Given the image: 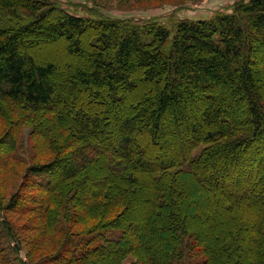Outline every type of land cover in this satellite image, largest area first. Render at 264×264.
Returning <instances> with one entry per match:
<instances>
[{"label":"trees","instance_id":"obj_1","mask_svg":"<svg viewBox=\"0 0 264 264\" xmlns=\"http://www.w3.org/2000/svg\"><path fill=\"white\" fill-rule=\"evenodd\" d=\"M57 9L61 8L55 0H0V99L39 113L76 85L87 90L106 85L113 96L111 101L118 104L120 87L135 89L131 74L135 67L143 68L144 78L157 89L153 104L135 106L133 113L117 116L119 126L115 128L121 139L114 145L104 138L98 143L89 141L88 137L95 136L93 133L105 121L99 115L80 113L76 125L83 133L82 139H76L69 147V136L63 134L55 146L68 149L25 168L19 191L7 199L0 196V239L6 238L10 244V255L2 263L13 264L16 260L18 264H212L213 255L190 226L188 216L193 205L181 206L182 199L175 195H193L189 181L195 180L202 181L213 196L214 184L196 175H202V169L238 160L257 142V152L264 158V0H237L232 13L219 11L207 19H179L172 25L173 34L158 21L99 19L100 44L94 43L93 51L87 54L79 51V40L95 22L59 10L62 16L56 25L49 24V29L55 36L70 41L74 55L68 59L75 66V73L61 80L55 76L62 66L54 60H38L24 40L27 34L43 30ZM165 75L168 77L161 84L157 78ZM242 99L248 105L246 131L237 127L230 110ZM144 126H149L151 146L159 145L169 129L183 141L188 137L194 140L180 159L161 165L146 159L147 153L136 151L135 133ZM71 133L77 134L74 130ZM6 139L11 141L13 137L8 134ZM160 157L156 154L155 160ZM100 163L109 169L112 178L95 197L97 201L79 207L83 202L78 189L98 182L92 179L95 176L90 165ZM147 176L152 178L155 190L150 185L152 188L146 194L154 204L145 212L151 214L156 224L160 220L154 228L158 234L150 228L153 237L144 231L135 236L133 230L138 228L130 220L123 223L136 204L131 196L141 195L142 189L147 188ZM76 180L86 185L67 187L59 208L52 206L59 189ZM238 182L240 185L241 180ZM226 194L232 193L229 190ZM20 205L23 209L18 208ZM221 205L223 211L235 212L233 222L240 214L256 210L249 199L226 200ZM15 210L36 216L45 214L44 225L31 227L42 230L44 235L60 234L58 249L35 261L25 249L21 228L5 214ZM172 212L176 213L170 216ZM79 222L91 226L75 230ZM261 233L262 238L264 231ZM232 236V232L228 239L218 235L213 242L219 246V256L227 253V257L230 253L240 263L236 254L242 240L235 242ZM130 239L135 244L128 246ZM259 248L263 250L264 264V245L261 243ZM128 258L132 260L128 262Z\"/></svg>","mask_w":264,"mask_h":264},{"label":"rangeland","instance_id":"obj_2","mask_svg":"<svg viewBox=\"0 0 264 264\" xmlns=\"http://www.w3.org/2000/svg\"><path fill=\"white\" fill-rule=\"evenodd\" d=\"M55 1L61 9H57V11L49 17L50 22L48 21L49 23L44 25L45 27L43 30L35 35L28 36L29 34H27L24 40L26 41V46L29 47L31 53L34 54L38 60L43 62L46 60H54L58 65L62 66L63 69L58 70L55 76L61 80L75 73L74 61L68 59V57H73L72 55H74L71 50L70 41L64 36H59L57 34L55 36L54 32L49 29V24L56 25L57 21L62 16L61 12H63V14L68 13L95 22L91 23V25H93L92 28L84 35L80 36L79 51H82V54H87L93 51L94 43L100 44V42L97 41L101 34L100 30L97 28L99 19H122L140 23L158 21L159 23L167 25L172 30L173 34L174 30L172 25L179 19H207L215 12L219 11L222 13H232L233 5L237 0H196L195 2L189 0ZM185 1L188 2L184 3ZM66 67L69 69H65ZM131 74L135 81V89L128 91L120 87L118 97H121V102L118 104L111 101V99L113 100V98H111L113 96L110 95L111 91H109L106 85H103L98 90H87L84 87H78V85H76L75 89L69 91L70 93H67L63 97H56L49 108L39 113H34L30 109L22 108L19 104H14L1 98L0 163L5 162V165L0 164V196H6L5 199H7L15 192L19 191L18 189L25 168L34 163L48 161L54 158L59 151L68 149L67 146L66 148L55 146V142L59 141L60 138L63 137V134L69 136V147L73 145L76 139H82L83 133L77 130L76 125L78 120L77 117L80 113L99 115L104 119L103 121H105V125H102L100 130L93 133L95 136L91 134V136L88 137L89 141L98 143L99 140L104 138L113 145L117 143L121 139L120 134H118L115 128L116 125L119 126L117 116L119 114L128 115L133 113L135 106L139 107L147 103L153 104L154 94L157 89L153 82L144 78L145 70L143 68L135 67ZM166 74L168 75L167 72ZM167 77L166 75L164 77L159 76L157 79H161L160 82L162 84ZM227 102L230 101L228 100ZM234 105L235 107L230 110L235 115L234 118L237 127L240 128L241 131H246L249 126L247 121L249 117L247 102L245 99H242L237 101V104L234 103ZM148 127L149 126H144L135 133L136 151L147 153L145 155L146 159H154V162L161 165L169 161L180 159V154L187 151V147L190 146L191 142L194 140L188 137L183 141L180 135L177 133L175 134L173 129L168 128V134L164 139L159 140L160 144L151 146L152 138ZM72 130L77 132V134H72ZM8 134L12 135L13 140L9 141V139H6ZM71 135H76V138H70ZM259 144L260 142H257L256 146L253 147L247 155L241 156V158L239 157L236 161H227L217 167L211 169L206 168L205 171L202 169V175H196L199 178L206 177L207 180L209 179L210 182L214 184L215 193L213 196V192L211 193L209 189L203 185L202 181L199 183L195 180L189 181V183L192 184L193 195L189 193L184 194V192L181 194L174 192L176 193L175 196L177 199H182L181 206H186V204L188 206L193 205L194 209L189 212L188 216L191 222L190 226L196 229L206 245L205 247L208 248L207 251L213 255L212 264H263V250L259 248V245L261 243L264 245V237L261 238V232L264 231V158L260 152H257ZM156 154L161 156L159 160H155ZM135 157H138L137 152ZM97 165H90V170L94 171V174H92L95 176L92 179L98 181L96 184L84 186L86 185L85 183L80 184L77 180L73 182V184H65L63 188L61 187V189H59L52 206L59 208V204H61L65 198L66 188H71L72 186H84L82 187L83 189H78L80 196L79 200L83 202L79 207L84 208L87 205L91 206L92 201H97L95 197L101 192L104 184L112 178L107 167H104L102 163ZM103 177H107V179H103ZM238 179L241 180L240 185ZM152 184V178L147 176V180L145 181L147 188L142 189L144 193L141 195L131 196L130 200H135L134 203L136 204L132 212H128L129 214L127 213L126 218L123 220L125 225L127 221L130 220L131 225H135V227L138 228V230H133L135 236L137 233H142L144 231L145 235L150 233L151 237H153V232H150V228L152 227L153 231H155V226L160 225V220H157L156 224V221L151 220V214L147 215L145 212L149 207H153L154 204L152 197H147L146 194L150 191L149 189L152 188L150 186ZM121 187L122 186H119V189ZM227 187L229 189H227ZM229 190L232 193L230 195L226 194ZM109 198H111V196L107 199L110 200ZM195 199H197V201ZM243 199L251 200L256 210H254V213L250 214L246 212L243 214L239 213L241 216L236 218L233 222V217L236 216L234 214L235 212L232 211L231 213H227L223 211L222 206L224 205L221 204H224L226 200ZM199 201H201V203ZM99 204L101 203L99 202ZM21 206L22 205L18 208L23 209ZM257 207H259V209H257ZM57 211L60 210L58 209ZM256 212L258 214H256ZM175 213L172 212L170 216ZM5 214H7V219L9 221L21 228L26 243L25 249L27 248L31 252L35 261L38 260L39 257L46 256L58 249L61 242L60 234L52 233L50 235H44L42 230L38 231V229L31 227L32 224L44 225L45 214L36 216L35 213L24 214L16 210L13 212L8 211L7 213L5 211ZM87 226H91V224L79 222L75 230L86 229L88 228ZM230 231L232 235H234L231 239H234L235 242L242 240L236 254L237 257H240V263L235 262L230 253L227 257V253L224 256H219V246L214 245L213 242L214 237L218 235L227 239L230 238ZM155 233L158 234L159 232L155 231ZM133 239H130L128 246L135 244V240ZM12 245L14 244H11V246ZM9 246L8 239L2 237L0 239L1 264H3L2 260L10 255ZM169 249L171 251V245ZM152 252L153 254L156 253L154 250ZM22 256H25L24 251H22ZM13 257H15L14 254ZM132 258H128L127 261L130 262ZM13 264L18 263L15 260Z\"/></svg>","mask_w":264,"mask_h":264}]
</instances>
